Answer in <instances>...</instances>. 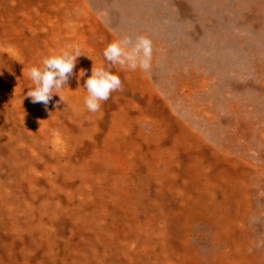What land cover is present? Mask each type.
I'll use <instances>...</instances> for the list:
<instances>
[{"label": "rangeland", "instance_id": "374dc122", "mask_svg": "<svg viewBox=\"0 0 264 264\" xmlns=\"http://www.w3.org/2000/svg\"><path fill=\"white\" fill-rule=\"evenodd\" d=\"M125 37L147 70L104 59ZM52 41L81 56L45 107L27 73ZM101 66L122 87L92 113ZM0 188V264H264V0H0Z\"/></svg>", "mask_w": 264, "mask_h": 264}, {"label": "clouds", "instance_id": "9594fccd", "mask_svg": "<svg viewBox=\"0 0 264 264\" xmlns=\"http://www.w3.org/2000/svg\"><path fill=\"white\" fill-rule=\"evenodd\" d=\"M151 52L149 39L139 37L133 44L129 38L125 37L123 40L110 43L103 50V57L112 65L127 66L133 70L139 66L147 70L150 67ZM80 56L79 47L69 45L57 55L44 57L39 67H31L27 75L33 87L26 93L31 102L40 103L46 107L54 96H58L59 101L62 102V97L58 93L63 92L68 85L69 79L74 74L77 58ZM75 75L78 80L85 77L86 73L80 70ZM121 87L119 76L110 70H105L103 66L95 70L91 69V75L84 79L82 88L87 93L84 98L85 108L89 112H97L101 103L107 101L110 94L120 90Z\"/></svg>", "mask_w": 264, "mask_h": 264}, {"label": "bare ground", "instance_id": "6f19581e", "mask_svg": "<svg viewBox=\"0 0 264 264\" xmlns=\"http://www.w3.org/2000/svg\"><path fill=\"white\" fill-rule=\"evenodd\" d=\"M61 43H63L62 41H61ZM51 46H53L54 48H55V50H56V52H57V54H59L60 52H61V50H63L65 47H64V45H60V44H57V42H55V41H52L51 42ZM251 63V62H250ZM257 63V62H256ZM253 65V64H252ZM263 68V67H262ZM262 82V81H261ZM69 91H71V89H69ZM15 99H10L9 97L7 98V101L9 102V103H11V102H13ZM10 117L12 116V114L11 113H9L8 114ZM12 119H13V117H12ZM188 131V130H187ZM190 134H191V137H195V136H193V134L190 132V131H188ZM251 132V131H250ZM20 140H27V139H25V138H23V137H20L19 138ZM226 154V153H225ZM25 158V159H24ZM27 157H25L23 154H18V155H16V156H14V155H7L5 158H3L2 160H5V161H7V162H12L13 161V165L11 166V172H13V171H15V172H18V173H20L21 172V166L19 165V163L20 162H22V161H24L25 162V164H26V166H25V168H29V167H32V166H34V165H36V163H35V161L34 160H30V161H28L27 159H26ZM29 159V158H28ZM53 166L54 167H56V168H58V170H59V172H60V174H64V170H61V167H59V165L58 164H53ZM24 173V172H23ZM26 173H27V171H26ZM20 186V183H19V181L17 180V181H14V183H13V187L14 188H17V187H19ZM92 186H94V185H92ZM9 188V187H8ZM90 188H91V185H90ZM52 190V189H51ZM86 190V189H85ZM92 190V189H91ZM0 191H1V188H0ZM2 191H4V189L2 190ZM87 191V190H86ZM93 191V190H92ZM97 191V190H96ZM90 194H91V192H90ZM92 194H94V192L92 193ZM71 196V195H70ZM94 196V195H93ZM93 196H91V197H93ZM208 196H209V192H208V190L205 192H203V194L201 195V197H200V199L203 201V205L201 206V208L205 211V209L206 210H209V212L211 211V212H213V209H212V204L210 205V203H208V200H207V198H208ZM69 197V196H68ZM0 198H1V205H3L4 203H6L7 201H8V203H9V207H10V204H11V202H14V201H12V200H8V196L7 195H4V194H0ZM48 201H51V194L49 195L48 194ZM74 198V197H73ZM93 199V198H92ZM75 200V199H74ZM85 200V199H84ZM49 203H51V202H49ZM44 204V203H43ZM61 205V204H60ZM29 207H32V209H30V208H28V209H26V211H27V217L29 218V220L31 221L32 220V216L33 215H35V216H37V213H36V211H38V214L40 215L41 213H44V214H48L49 212H51V211H53L52 209H53V207L50 205V204H45V206L43 207V206H38V205H34V204H31V205H29ZM69 207V206H68ZM57 208V207H56ZM5 212H2L1 214H0V218H2L5 214H4ZM18 213H20L18 210H16V212L14 213V215H13V218L16 216V214H18ZM55 213V216L57 217L58 216V212H57V214H56V212H54ZM74 215V214H73ZM48 217V216H47ZM50 217V216H49ZM25 219V218H24ZM23 219V220H24ZM21 220V218L18 220V221H20ZM12 221H17V220H15V218L12 220ZM1 224L2 225H5V227L6 228H8L9 230H11V228L12 229H14V227L12 226L13 224H15V223H2L1 222ZM39 232H42L41 230L39 231Z\"/></svg>", "mask_w": 264, "mask_h": 264}, {"label": "water", "instance_id": "95a60500", "mask_svg": "<svg viewBox=\"0 0 264 264\" xmlns=\"http://www.w3.org/2000/svg\"><path fill=\"white\" fill-rule=\"evenodd\" d=\"M175 30H176L175 27H171V28H170V31H175Z\"/></svg>", "mask_w": 264, "mask_h": 264}]
</instances>
